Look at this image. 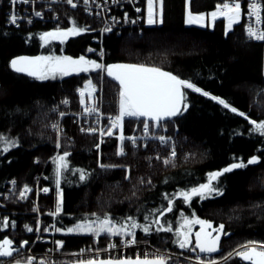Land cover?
<instances>
[{
  "label": "trees",
  "instance_id": "obj_1",
  "mask_svg": "<svg viewBox=\"0 0 264 264\" xmlns=\"http://www.w3.org/2000/svg\"><path fill=\"white\" fill-rule=\"evenodd\" d=\"M6 1L0 0V84L7 91H0V193L5 195L8 183L16 180V198L40 172L36 165L45 166L41 185L50 192L38 200L43 226L55 237L38 243L36 253L49 248L56 256L54 264H69L64 255L91 246L93 236L67 231L96 221H110L139 242L189 253L195 250L194 242L182 247L184 226L190 222L197 230L199 222H209L223 230L216 254L221 258L243 244L264 243V43L247 40L244 21L228 33L223 20L213 29L186 26L185 0H163L160 25L104 36L105 66L141 64L166 70L181 81L183 109L166 124L168 131H177L175 159L156 143L120 158L114 139L99 145L97 137L68 124L61 153L51 160L55 142L49 125L56 119L55 107L69 101V110L78 112L79 87L100 79L102 62L87 53L99 47L94 42L100 38L98 21L66 12L57 29L72 34L45 49L43 37L53 26L7 27ZM217 2L192 0L191 11L209 13ZM52 54L54 65L47 67L54 76L35 79L10 68L14 57ZM59 57L83 60L86 68L61 74ZM118 93V85L104 77L97 99L102 98L108 113H114ZM201 188L210 194L185 198ZM4 208L10 218L0 221V244L8 243L10 257L19 255L11 264H32L20 246L26 240L29 248L35 238L34 217L21 216L18 206L16 216H11L10 205ZM224 264L250 263L235 257Z\"/></svg>",
  "mask_w": 264,
  "mask_h": 264
},
{
  "label": "rangeland",
  "instance_id": "obj_2",
  "mask_svg": "<svg viewBox=\"0 0 264 264\" xmlns=\"http://www.w3.org/2000/svg\"><path fill=\"white\" fill-rule=\"evenodd\" d=\"M63 1H65V5L68 3V2L66 3L67 0H63ZM191 1L192 0H185L184 19H185L186 26H196L200 28L213 29L216 21L223 20L225 23L226 33H228L233 29L235 25L240 24L243 21L245 22V19L247 20L248 18V17H244V14H243V11H244L243 8L245 7H246L245 10L248 12V7L246 4L248 0H244L245 5H242L243 0H217L218 2L216 5V9L214 11H211L209 13H198V14L193 13L191 11ZM253 1L255 0H252V2ZM11 3H12V0L6 1L5 23L7 27L14 28V29H21L24 27L25 28L32 27V26H35L36 24H41L43 26L44 25L53 26V29L43 37V46L45 49L53 48L52 46H54L56 43H59L61 40L67 39L68 36L72 34L73 30L70 31V30L57 29V27L59 26V23L64 18V15L66 12L69 11V12H76L78 14L81 13L82 15L86 17H89V18H92L93 20L98 21V25H99L98 33L100 35V38L96 39L94 42L98 44L99 47L98 46L90 47L87 50V53L90 55L96 56V58L102 62L101 63L102 66L99 67L100 79L97 82L89 79L88 81H86L79 87L78 97H79L80 110H78V112H73L69 110V108H71V104L69 103V101H65V102L62 101L57 107H55L54 114H56V119L55 121H53L52 124L50 123L49 125V128L52 132L53 139L55 142V154L51 160L58 157L61 153L62 146H63V138H64V134L66 131V126H68V124L75 126V130L79 133L97 137L99 145L102 144V142L105 139H114L116 141V154L118 156V141L117 139L112 137L114 133H116L117 135L119 134L118 130H114L112 126H106L101 129L102 136L99 133L98 135H91L89 134V132L87 133V131H84V130L80 131L79 127H82V125H84V122L82 121V119L80 121V117L82 116H95L97 118L99 116H103L107 119L111 118V116L115 118H119L120 120H123L125 122L124 128H125V133L127 134L132 133L137 128H140V130H142L144 127L148 125L150 127V134L149 136H147V138L144 137V139H147V142L143 143L142 141H140L143 139H138L139 145L137 147H131V149L129 150V154L132 151H134L136 148H139V147L144 148L150 143H156L162 147L165 146L167 148V151H168L167 155L170 159H175L177 157L178 155L177 137L175 136L177 131H173V130L168 131L167 129L168 127L166 126L167 122L154 123V122H149L141 117H138L133 112L132 108L130 107L128 103V100L123 95V92L119 86H118L119 93H118V98L115 103L114 113L107 112L108 110L106 106L104 105L105 102L101 100L102 98L97 99L98 88L100 91L104 88V77H106V68L108 66V65L107 66L104 65L106 55L101 56V52H104L105 54V48L103 46V43H104L103 38L105 35H108L109 33H105V32L103 33V25L101 24L102 20L100 18H94L93 16H91L92 14L85 11V9H83L82 7L81 9L79 8V11H74L68 6H62L58 4L56 5L58 7L55 8V11H53L54 13L53 12L48 13L51 18L49 21L37 20V22L31 25L21 24V26L17 28L16 26L9 24L10 18L11 16H16L19 14L20 16H23V10L17 9L19 13L11 14L12 12ZM106 5L109 6V4L107 3ZM141 5L143 6V23L141 26H144V27L146 25L155 26V25H160L163 22V9H164L163 0H143L141 2ZM256 7H257L256 4H250V13L254 14L255 13L254 10H256ZM127 10L128 9H125L124 11L123 9L118 8V10H116L114 13L117 14L118 17L121 16L123 18L125 17L128 19H133L134 17H130V13H128ZM122 20L124 21V19ZM107 29L108 28H106V30ZM254 30L256 29H253L252 32H254ZM121 31L124 32L125 29L119 30L117 34H120ZM55 56L53 54L51 56H43V57H40L39 55L37 56L39 57V70H40V74L37 78H45L50 75L54 76V74H56L55 71H52V69L51 70L49 69L51 68L52 65H54L53 60L56 59ZM61 58L59 59V62L60 60L63 62V65H59L60 66L59 72L61 74H67L69 73L68 71L72 69H81L82 67L86 68V64L83 60H80L79 62V61L71 60L69 58H64V57L62 59ZM46 63L48 64L46 65ZM118 63H121V62H118ZM126 63H129V62H126ZM88 65H91V64H88ZM92 65L96 67L94 64ZM14 73L23 75V74L16 73V72ZM31 78H34V77H31ZM37 78L35 77V79ZM192 89L199 93L205 94L206 96L212 98L216 102L228 107V105L223 100L215 98L212 95L205 93L201 90H198V89L196 90L195 88H192ZM0 91L1 93L3 91V93L7 95L6 94L7 91L4 89L2 84H0ZM155 126L159 127V131L157 134L155 133L156 132ZM85 127L88 130L92 129L94 128V123L87 125ZM154 133L156 134V136L154 135ZM143 134H144V131H143ZM151 134L153 135V137L149 139V137H151ZM106 135L108 136L111 135V136L108 138H104ZM143 144H146V146H143ZM120 158H124V157H120ZM36 167L40 172L37 173V175H35V177L33 178V182L30 186H25L26 185L25 184L23 186H25L26 188L25 187L20 188V192L15 194L17 195L16 198L15 197L13 198V195H12L14 193V190L17 189L18 187L16 180H11L8 183L12 186H9L8 189L6 188L7 192L5 195H1L0 193V211H1L0 221L1 222H6L10 218L9 215H4L5 212L8 213L9 211V210H5L4 208L6 205L11 206V209H10L12 213L11 216L13 214H14L13 216L18 215V212H17L18 210L14 208L15 206H18V208L20 209L19 211L21 212L20 213L21 216H26V214H29V213L33 215L34 217L33 220L35 222V227H36V235L32 243H34L35 240L38 241V240L43 239L44 241H46V240H49V237L51 238L55 237V233L51 228L45 229L43 226L42 214L40 211V204L38 200L40 197L46 196L50 192L49 191L50 189L47 186L41 185L43 180L46 179V177L44 176V172H41L45 166L36 165ZM207 191L208 190L206 188H201V189L195 190L192 193L186 195L185 198L189 199L190 197L197 196V195L204 196V195H207V193L209 195L210 191L208 192ZM15 212L17 214H15ZM198 226L199 228H205L212 236L218 235L222 237L223 230L221 227L216 228L213 226V224L209 222H205V221L199 222ZM184 228H183L184 230L183 233L181 232L182 237H183V242H184L182 245L183 248L190 247L192 245L191 244L192 241L194 242V233L199 229L198 228L197 230H194L193 225L191 226L190 222H188L184 226ZM29 232H32V230ZM67 233L68 234L85 233V234H90L91 236H93V243L91 246L82 248L78 252L64 255V259L70 260L69 264L74 263V262H89V261H97V260H105V259L119 260L122 256L130 257L133 255L132 246L138 245V243H142L144 245L146 244L145 241L139 242V240L135 236H129V237L125 236L123 234V230L121 229V227H119L118 225L110 221H107V222L105 221L97 222L96 221L92 223H85L81 226H77V227L70 229L69 231H67ZM7 245H8L7 242H3L0 244V259L6 257L4 261H0V264H3L6 260H8V264H11V262L12 263L14 261L17 262L18 261L17 259H20L18 258L19 256L18 254L16 256L10 257L12 256V254L10 255L11 251L9 250V247ZM56 245L60 246L61 241L56 240ZM166 251L169 252V250H166ZM46 252L49 254L44 256L42 259H45L47 261V262L45 261V263L54 264V257L56 256L52 253L51 250L40 251L38 253H42L39 255H44ZM173 252H175L179 256L180 255L186 256V254L190 255L194 252L197 253L198 251L195 249L194 251L190 253L184 252V251H173ZM30 253H31V256H33V254L36 253L35 249L32 250ZM259 254L264 257V243L250 242V243H246V244H243L235 248L229 254H227L226 256L222 258L220 257L221 259L219 258L217 260H220V261L222 260V263H218V264H224L227 260L236 257L250 264H258V262L254 259L253 255H259ZM159 256L165 259L171 258V256H168V254L165 252L160 253ZM212 256H218V255H212ZM23 257L27 258L26 260L32 264H39L37 260L36 261L31 260L30 255H24ZM175 259L176 257H174V260ZM183 264H192V263L183 262Z\"/></svg>",
  "mask_w": 264,
  "mask_h": 264
},
{
  "label": "built area",
  "instance_id": "obj_3",
  "mask_svg": "<svg viewBox=\"0 0 264 264\" xmlns=\"http://www.w3.org/2000/svg\"><path fill=\"white\" fill-rule=\"evenodd\" d=\"M142 1L143 0H67L66 3L67 2L68 3L65 5V1L63 0H59V1L58 0H51V1L49 0H12L11 14L19 13L17 9H21L23 10V16H20V14L16 15L17 17L11 16L9 24L14 25L17 28H19L21 24L31 25L37 22V20L49 21L51 18L48 13L55 11V8L58 7L56 5L59 4L62 6H68L74 11H79V8L81 9L82 7L83 9H85V11L92 14L91 16H93L94 18H100L102 20L101 24L103 25V33L104 32L112 33L116 31L118 32L119 30H122V29L140 27L142 25L143 23V6L141 5ZM106 3L109 4V6L106 5ZM246 4L248 7V12L245 10L246 9L245 7L243 8L244 9L243 14H244V17H248L247 20L245 19V22H244V28H245V34H246L247 40L251 42H256V43H264V0H255L253 2L252 0H248ZM250 4H256L257 6L256 10H254L255 12L254 14L250 13ZM242 5H245L244 0H243ZM127 6L130 7L129 8L130 10L126 8ZM118 8L120 9L122 8L124 11L125 9H128L127 12L130 13V17H134V18L128 19L125 17L123 18L121 16L118 17V15L114 13L116 10H118ZM122 19H124V21ZM106 28L108 29L106 30ZM253 29H256V30L252 32ZM104 55H105L104 52H101V56H104ZM81 119L84 122V125H82V127H79L80 131L81 130L87 131V133L89 132V134L91 135H98V133L101 134V129L106 126H112L114 130H118L119 134L117 135L116 133H114L112 137H114L118 141V156L119 157L128 156L129 150L131 149V147H137L139 145L138 139H143L140 141H142L143 143H146L147 139H144V137L147 138V136H149L150 134V127L148 125L144 127L142 130H140V128H137L132 133L127 134L125 133V128H124L125 122L123 120H120L119 118H115L112 116L109 119L103 116H99L98 118L95 116H82L80 117V121ZM93 123H94V128L88 130L85 127ZM155 129H156L155 133L157 134L159 131V127L155 126ZM143 131H144V134H143ZM155 133L154 135L156 136ZM110 136L106 135L104 138H108ZM152 137L153 135L151 134V137H149V139ZM143 146H146V144H143ZM9 186H12V185L9 184ZM46 241H49V240H46ZM46 241H44L43 239L38 240V241L35 240V242L32 243L29 248H28L29 246L28 241H24L22 242L23 244L20 247L25 255H30L31 260L33 261L37 260L39 264H48V263H45L46 260L42 258L48 255L49 253L46 252L44 255H39L42 253H35L33 254V256H31V253H30L32 250H34L35 246L38 243H46ZM132 249H133L132 256L130 257L122 256L120 259H157V260H161L162 262L165 261L163 262L164 264H183V262H189L192 264L222 263V260L221 261L217 260L220 258L218 256L202 255L201 253H198V252L197 253L194 252L190 255L186 254V256L185 255L179 256L173 251L168 252L163 249L161 250L149 243H146L145 245L142 243H138V245L132 246ZM47 250H50V249L47 248ZM163 252L167 253L168 256H171V258L165 259L163 257H160L159 254ZM174 257H176L175 260H174ZM3 264H6V262H4Z\"/></svg>",
  "mask_w": 264,
  "mask_h": 264
},
{
  "label": "water",
  "instance_id": "obj_4",
  "mask_svg": "<svg viewBox=\"0 0 264 264\" xmlns=\"http://www.w3.org/2000/svg\"><path fill=\"white\" fill-rule=\"evenodd\" d=\"M11 69L29 77H38L39 57L18 56L11 60ZM106 77L120 87L133 112L149 122L165 123L179 116L183 109L182 83L174 74L151 66L134 63H113L106 68ZM220 236H212L205 228L194 233V247L202 255L218 253ZM264 264L262 255H253ZM70 264H164L157 259H105Z\"/></svg>",
  "mask_w": 264,
  "mask_h": 264
}]
</instances>
